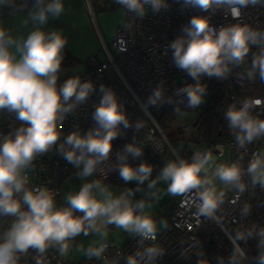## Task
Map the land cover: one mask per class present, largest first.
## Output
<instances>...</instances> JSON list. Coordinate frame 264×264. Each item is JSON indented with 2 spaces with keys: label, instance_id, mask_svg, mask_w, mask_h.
Wrapping results in <instances>:
<instances>
[{
  "label": "clouds",
  "instance_id": "obj_1",
  "mask_svg": "<svg viewBox=\"0 0 264 264\" xmlns=\"http://www.w3.org/2000/svg\"><path fill=\"white\" fill-rule=\"evenodd\" d=\"M14 2V0H13ZM125 13L143 18L149 10L159 12L167 8V0H114ZM259 0H183L184 7L201 12L227 10L233 19L241 16V9L258 3ZM8 0H0V7ZM11 7V5H8ZM17 10L26 4L15 6ZM65 11L63 0H33L28 9L25 26L31 21L35 27L26 37H14L0 25V111L14 115L20 126L6 135H0V218H11L8 227L0 233V264H19L20 256L29 249L35 250V264H44V253L49 247H57L66 255L70 241L83 234H99L107 237L105 230L115 225L125 232L137 235L142 240H155L157 224L146 209L152 207L145 200L134 201L139 185L149 181L154 188L158 181L168 183L172 195L195 190L199 200L198 214L211 217L223 203L225 192L218 191L215 181L244 191L242 176L247 174L253 184L264 187V151L253 153L247 169L239 162L215 163L211 151L195 152L191 160H170L161 169L157 179L150 180L153 167L147 162L138 166L128 163L129 156L138 158L143 149L136 143H128L117 153V162L110 170H118L125 184L135 181L137 188H127L118 195L99 178L88 180L100 166L110 160L113 141L124 129L132 127L123 111L116 93L100 85L102 93L93 112L95 127L86 132L74 130L61 140L64 120L68 113L85 103L95 91L90 80L73 76L58 85L59 73L64 59L63 50L67 38L62 30H44L49 18L58 19ZM183 34L169 45L174 65L186 72L194 85L180 89L187 96V106L197 108L204 102L206 86L200 77L224 78L230 65H241L251 48V79L258 72L264 81V31L246 23H235L219 28L211 23L208 15H194L183 28ZM162 89L157 87L148 97L147 104L155 106L162 100ZM264 104L258 98L245 99L237 108L229 105L225 112L228 128L235 133L240 147L264 137V119L252 114V109ZM179 112V109H176ZM144 125L136 122L139 130ZM56 149L69 164L77 169L76 175L84 182L78 191L67 193L66 206L58 207L55 193L47 186L29 187L28 171L34 160ZM106 178V177H105ZM245 207V213H247ZM79 213V214H78ZM253 231L247 232L251 237ZM260 249L258 264H264V228L256 233ZM246 236L237 233L231 237L234 251L230 264H239L245 257L244 250L236 243ZM106 245H89L81 248L89 258H100ZM160 251L149 246L127 257V264H152ZM221 264L223 262L221 261Z\"/></svg>",
  "mask_w": 264,
  "mask_h": 264
},
{
  "label": "built area",
  "instance_id": "obj_2",
  "mask_svg": "<svg viewBox=\"0 0 264 264\" xmlns=\"http://www.w3.org/2000/svg\"><path fill=\"white\" fill-rule=\"evenodd\" d=\"M91 9V1L83 0ZM33 0H8V5L0 7V17L28 9ZM111 6H120L114 0L108 1ZM26 4L27 7L17 10L16 5ZM169 5L159 12L149 10L143 17H136L132 13H125L124 23L116 30L111 40V47L104 44L105 59L96 55L90 56L85 64L86 71L81 80H90L95 91L87 101L78 105L68 113L63 126L61 140L74 130L86 132L95 127L92 118L95 107L99 104L102 93L100 85L110 87L126 113L132 127L124 129L121 126L120 135L113 141V150L110 160L102 164V171H97L95 178L103 183H114L119 186L125 182L119 177L118 171L110 170L117 162V153L122 152L128 143H136L143 149L150 147L161 153L167 147L172 149L168 135L160 126L162 117L169 111L174 118L184 113L188 114L186 125H194L199 112L187 106L186 94L180 89L196 83L186 72L178 69L173 62L172 50L169 45L178 36L183 34V28L194 15H208L215 27L235 23H246L255 29L264 31V0L241 9V16L233 19L227 10L201 12L198 9L184 7L183 0H167ZM92 12V11H91ZM93 16V15H92ZM259 48L253 46L241 65H230V72L224 78L201 76L200 83L206 86L209 94L211 83L215 79L225 82V112L229 105L235 104L239 108L245 99L258 98L264 100V81L258 72L253 78L247 76L251 68L253 53ZM66 79H58V85ZM162 89V100L155 106L148 105L147 100L157 88ZM179 109V112L176 109ZM254 116L264 119V104L254 107ZM14 115L7 111H0V135H6L12 130ZM141 122L144 126L137 130L134 125ZM226 131L221 140L216 139L214 133L210 137L200 140L202 152L211 151L220 159L227 152V163L239 162L243 169H247L253 153L260 152V138L250 144L240 147L235 139V133L228 128L225 119ZM139 158V157H138ZM138 158L129 156L128 162ZM75 172V168L59 155L55 148L38 156L33 167L27 173L29 187L47 186L55 193L58 207L62 183ZM106 177V178H105ZM242 181L244 191L232 187L230 193L225 194L223 203L219 205L213 216L198 214L199 200L195 190L177 194L171 205L170 213L165 226L156 231L155 240H142L141 237L131 236L121 245L103 241L105 251L100 258H84L79 262H70L63 258L58 248L49 247L44 253V264H127V257L137 251H143L149 246L156 247L161 255L157 256L152 264H230V257L234 251L231 237L239 232L246 236L236 243L244 250L245 257L239 264H254L260 249L257 245L259 237L256 233L264 228V187L253 184L249 175L244 174ZM149 196V191H147ZM66 206V205H65ZM247 207V213H245ZM11 218H2V225L6 229ZM253 231L251 237L247 232ZM73 248L70 242L69 251ZM32 258L23 264H35L34 257L38 253L32 249ZM144 264V261H139Z\"/></svg>",
  "mask_w": 264,
  "mask_h": 264
},
{
  "label": "rangeland",
  "instance_id": "obj_3",
  "mask_svg": "<svg viewBox=\"0 0 264 264\" xmlns=\"http://www.w3.org/2000/svg\"><path fill=\"white\" fill-rule=\"evenodd\" d=\"M91 9L85 4L83 0H63L65 11L58 19L49 18L46 25L43 26L44 30L51 31L54 29L62 30L64 36L67 38V44L65 50L69 53H73L74 57L79 61L76 65L68 68H61L59 73V79H68L73 76H82L86 71V60L93 55H96L99 59H105L104 45L100 40L99 34L104 39L105 46L111 47V40L116 33V30L124 23L125 13L121 6H111L109 0H90ZM28 9L18 12V17L10 20L0 22L4 28L8 29L18 24V31L22 37H26L28 33L33 30L35 25L29 21L27 26L23 21L27 18ZM93 15V16H92ZM209 100V94H205L204 102L197 108H194V112L198 113L200 109ZM225 104H221L216 107V118L218 121L225 123ZM188 114H180L173 119L172 127L167 133L170 142L177 152H180L185 146L188 150L192 151L194 146L189 141V131L186 127L185 120ZM183 139V140H181ZM221 140V139H218ZM202 145L196 148V151H201ZM181 153V152H180ZM161 164L153 169L150 180L158 178L161 169L170 160L178 159L174 151L167 147L161 153ZM179 154V153H178ZM187 159V156H182ZM227 159V152L223 153L220 160H216L215 163L225 162ZM77 172V169H75ZM95 174L89 177L88 180H94ZM84 181L77 177L76 173L72 177L64 181L60 187L59 201L60 206L66 205L65 196L67 193H74L79 190L81 184ZM149 181H146L143 185H139L140 191L135 192L133 197L134 201L141 200V198L148 203L152 204L150 209L145 211L150 213L157 224V229L160 230L164 227L167 217L171 210V201L174 199V195L168 193V183L160 180L157 182L154 188H148ZM107 184L114 194H119L127 188L136 189L137 183L135 181L129 182L123 186H119L114 183ZM215 185L218 191L225 190L227 186L222 185L218 180L215 181ZM147 188L149 189L150 197H147ZM79 214V213H78ZM5 230L2 225V218H0V233ZM107 231V237H101L99 234L90 233L88 236L83 234L77 236L73 242V248L68 251L66 255H61L63 258L70 262H79L84 258H87L81 251V248H87L89 245L98 246L103 241L113 242L114 244L121 245L126 242L134 234L125 232L123 229L117 228L115 225H109L105 229ZM254 264H258L257 258L254 260Z\"/></svg>",
  "mask_w": 264,
  "mask_h": 264
},
{
  "label": "trees",
  "instance_id": "obj_4",
  "mask_svg": "<svg viewBox=\"0 0 264 264\" xmlns=\"http://www.w3.org/2000/svg\"><path fill=\"white\" fill-rule=\"evenodd\" d=\"M64 59L62 62L61 68H68L72 67L73 65H76L79 61L70 53H68L65 48L63 50ZM225 82L223 79H215L211 83L210 92H209V100L208 102L203 105V107L199 111V117L197 122L190 126L186 125L189 131V141L192 144H199L200 140L203 137H210L212 133H214L215 130V137L216 139H222L225 135L226 131V124L221 121H218L216 118V107L225 104L226 101V95H225ZM174 117L171 116V113L166 112V114L162 117L160 121V126L163 129V131L167 134L169 133L172 122ZM20 126V122L13 117L12 122V130L14 131L15 128ZM10 131V132H11ZM169 138V137H168ZM183 140V139H181ZM194 148L192 151L188 150V148L185 146L180 150L179 155L181 158L182 156H187V160H191L193 154L196 151V148H198L199 145H193ZM142 162H147L150 165H152L153 169L158 167L161 164V156L159 153L153 151L150 147L144 149L143 155L139 157L134 162H128L132 164L133 166H138ZM118 171V170H114ZM176 195H174L175 197ZM173 201V200H172ZM171 201V202H172ZM32 249L28 250L27 254H23L20 256L19 264H23L26 261H30L32 258Z\"/></svg>",
  "mask_w": 264,
  "mask_h": 264
},
{
  "label": "crops",
  "instance_id": "obj_5",
  "mask_svg": "<svg viewBox=\"0 0 264 264\" xmlns=\"http://www.w3.org/2000/svg\"><path fill=\"white\" fill-rule=\"evenodd\" d=\"M28 9H29V8H28ZM25 10H27V9H25ZM22 11H24V10H22ZM91 11H92V8H91ZM19 12H21V11H19ZM16 17H18V12H15V13H12V14H9V15H6V16H3V17H0V22L5 21V20L14 19V18H16ZM8 27H9L8 30L10 31V34H11V35H13L14 37H22V35H21V34L19 33V31H18V24H17L16 26H14V27H10V26H8ZM98 34H99V37H100L101 42L105 45L103 37H101V35H100L99 32H98ZM69 53H70V54H73V53H71V52H69ZM73 56H74V55H73ZM216 142H217V139H214V140H213L214 145H216ZM192 145H201V144L199 143V144H192ZM259 147H260V152H261V151H264V137H261ZM172 150H173L174 153L176 154L177 158L180 159V158H181L180 155H179L178 152L174 149L173 146H172ZM197 152H198V151H197ZM199 152L203 153L202 150L199 151ZM212 154H213V157L215 158V161H216V160H220V159H217V157H216V155H215L214 153H212ZM220 157H221V156H220ZM224 163H227V159H226V161H225ZM75 173H76V172H74L72 175H74ZM72 175H71L69 178H67L65 181L69 180V179L72 177ZM62 184H63V183H62ZM231 190H232V187H231V186H227V187L225 188L224 192H225V194H228V193L231 192ZM147 191H149L148 188H147ZM146 196H147V195H146ZM147 197H150V193H149V196H147ZM141 199H146V198H141ZM171 205H172V204H171ZM166 222H167V220H166ZM165 224H166V223H165ZM164 226H165V225H164Z\"/></svg>",
  "mask_w": 264,
  "mask_h": 264
}]
</instances>
